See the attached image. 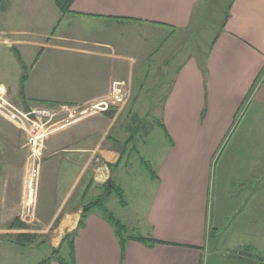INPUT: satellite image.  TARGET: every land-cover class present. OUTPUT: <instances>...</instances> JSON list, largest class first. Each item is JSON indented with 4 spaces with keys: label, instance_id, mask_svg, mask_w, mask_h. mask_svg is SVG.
<instances>
[{
    "label": "crops",
    "instance_id": "obj_1",
    "mask_svg": "<svg viewBox=\"0 0 264 264\" xmlns=\"http://www.w3.org/2000/svg\"><path fill=\"white\" fill-rule=\"evenodd\" d=\"M58 1L0 0V36L9 41L0 44V86L20 109L89 106L122 82L132 95L136 44L146 47L153 33L189 29L204 2L74 0L64 14ZM229 2V19L205 62L189 57L164 99L160 127L166 143L147 165L149 180L132 185V201L121 203L129 223L119 222L124 232L132 231L128 236L118 235L103 213L116 192L107 194L109 181L126 196L113 172L122 167L126 151L120 146L130 138L110 136L121 109L108 123L117 107L47 141L38 222H59L67 234L77 231L75 264H205L213 253L226 258L233 247H242L235 242L264 241L258 231L264 226V80L251 92L264 72V0ZM241 115L240 123L247 121L237 133ZM24 145L23 133L0 116V235L21 210ZM43 171L48 191L41 207ZM53 179L59 181L57 195ZM94 203L78 229L85 208ZM215 237L224 245L214 248L209 242ZM235 254L241 260L250 256Z\"/></svg>",
    "mask_w": 264,
    "mask_h": 264
},
{
    "label": "rangeland",
    "instance_id": "obj_2",
    "mask_svg": "<svg viewBox=\"0 0 264 264\" xmlns=\"http://www.w3.org/2000/svg\"><path fill=\"white\" fill-rule=\"evenodd\" d=\"M229 1L230 0H204L200 9L196 12L192 26L185 31H172L165 35H157L153 33V39H150V36L147 34V37L150 40L145 43L144 46L147 45L146 47L140 48L139 45L141 44H136V60L138 65L135 68L134 81L131 83L133 89L132 95L128 90V84L122 82L114 84L110 93L104 98L105 100H100V102L105 101L108 102V104L110 103L111 107H117L115 112L109 115L110 119H106V123H108V120L115 117L116 113L120 111L118 109H121V114L118 115L116 129L110 133V136H114V133L117 135V133L120 132L123 135V139L127 137L126 141L130 138L129 145L126 147H123V145L120 146L122 150L126 151V155L122 158V167L113 172V181L119 186L122 184V188L126 190V196L123 197L124 200L132 201L130 196L133 191V188L131 187L132 185L137 182L139 183L140 181L146 182L149 180L147 165L155 163V156L159 155L161 147L166 143L165 134L160 127L164 107L162 104L172 89L173 81L178 69L189 57H196L200 61L205 62L215 41L221 33L230 4ZM158 44H160V46H157ZM6 45L9 46V44ZM263 80L264 72L261 73L255 81L253 88L251 89L252 94L258 89ZM261 88H259V91ZM116 93L124 95V100L121 104L113 101L114 99L112 98V95ZM7 99L10 101L8 97ZM128 101L129 105L126 108V103ZM12 104L17 107L14 103ZM246 106L247 103L245 104L244 109ZM64 107L69 108V106ZM109 111L110 110L100 111L95 115H102ZM0 116L4 118L2 115ZM241 120L242 115L236 122L235 127L238 128L237 133L243 130L247 117L244 119L243 123H240ZM9 123L12 124L11 122ZM120 129L122 131H120ZM58 132H55L53 135ZM116 137L117 136H114V140H116ZM125 156L127 158H125ZM46 172L47 171H43L42 177L43 186L41 188V207H43L44 204L45 193L48 191V188L46 187L48 185ZM54 172L55 174L59 172L57 166L55 167ZM24 177L25 168L23 182ZM51 183L55 187L53 193H56L57 195L56 188L59 181L57 182L56 179H53V182L51 181ZM107 187L108 185L106 184V192ZM104 208L112 213L117 221H122L124 225L129 223V221L125 222L121 198L116 192H113L108 197L104 204ZM20 217L21 210L18 218L10 222L3 229V231H8V233L0 235V264H42L47 260H51L50 264H59V261L56 259V256L58 255L64 258L65 264H75V251L74 247H71L70 242L72 240L71 234H76L77 231L67 234L68 229L61 227L59 222H55L52 226H46L39 223L38 201L33 217H26V221L29 223L23 222ZM19 223L24 226L22 230H19V228L11 230L12 225ZM258 231L264 236V226H259ZM130 232L132 231L128 228L127 231L122 233V236H128ZM22 234L30 236L31 242H28L29 240L23 241L22 239H19L18 236ZM218 239L219 237L211 238V242L209 243L211 245L213 243L214 248L221 247L224 243H217ZM63 242L64 244L62 245ZM238 243L243 244L238 245ZM234 245H241L242 247H233L232 250L228 248L231 252L226 258H219L213 253L209 259L206 258L205 264H240L241 262L243 264H264V241L253 243L235 242ZM245 245L254 247V249L248 247L245 249ZM55 251H57L56 254ZM214 251L218 250L214 249ZM210 252L211 249L209 248L207 254ZM243 252H248L250 256L241 260L235 253Z\"/></svg>",
    "mask_w": 264,
    "mask_h": 264
},
{
    "label": "built area",
    "instance_id": "obj_3",
    "mask_svg": "<svg viewBox=\"0 0 264 264\" xmlns=\"http://www.w3.org/2000/svg\"><path fill=\"white\" fill-rule=\"evenodd\" d=\"M1 43L8 44V40H2L0 36ZM7 93V89L0 86V115L16 126L25 136V177L20 218L23 222L29 223L26 221V217H33L36 210L42 164L49 138L55 132L65 129L89 115L108 110L111 104L104 101L81 108L33 106L24 111L13 106L7 99ZM112 98L115 103L121 104L124 95L116 93L112 95Z\"/></svg>",
    "mask_w": 264,
    "mask_h": 264
},
{
    "label": "trees",
    "instance_id": "obj_4",
    "mask_svg": "<svg viewBox=\"0 0 264 264\" xmlns=\"http://www.w3.org/2000/svg\"><path fill=\"white\" fill-rule=\"evenodd\" d=\"M74 0H66V1H63V0H59L58 1V5L60 7V10L62 13L66 14L69 12L70 10V7H71V4L73 3ZM229 19V13H227L226 17H225V21H227ZM223 26H224V23H223ZM216 42V41H215ZM215 44V43H214ZM27 77L24 76L23 80H22V84L25 83ZM113 190H115L117 192V195L121 198V203H125L124 200H123V196H122V193L119 191V189L117 187H113ZM111 194V192H110ZM96 206V203L94 204H91L89 206H87L82 214V217H81V220H80V223H79V227L78 229H82L85 225V221H86V218H87V215L92 211V209ZM103 213L105 215V217L112 223V225L116 228L117 230V234L120 235L121 237H123L122 233L124 232V226L115 219V217L113 216L112 213L108 212L105 208L103 209ZM23 224L19 223V224H14L11 226V230L13 229H16V228H19V230H22L23 229ZM77 234V233H76ZM75 233L71 236L72 238L76 235ZM19 239H22L23 241H28V242H31L30 240V236L28 235H20L18 236ZM71 238V239H72ZM128 239H134V240H138L140 242H143V243H149V244H155L157 243V241L155 240H151V239H144V238H141V237H132V238H128ZM125 240L126 239H121L122 241V244L124 245L125 244ZM66 241V240H65ZM64 244V242L62 243V245ZM71 244V247H74V243L73 241L71 240L70 242ZM61 248V247H60ZM73 258V256H72ZM56 259L59 261V264H65V260L64 258L60 257L59 255L56 256ZM51 260H47L46 262H43L42 264H50Z\"/></svg>",
    "mask_w": 264,
    "mask_h": 264
},
{
    "label": "water",
    "instance_id": "obj_5",
    "mask_svg": "<svg viewBox=\"0 0 264 264\" xmlns=\"http://www.w3.org/2000/svg\"><path fill=\"white\" fill-rule=\"evenodd\" d=\"M112 188H113L112 182L109 181V182H108V187H107V194L110 193V191H111ZM56 252H57V251H55V254H56Z\"/></svg>",
    "mask_w": 264,
    "mask_h": 264
}]
</instances>
